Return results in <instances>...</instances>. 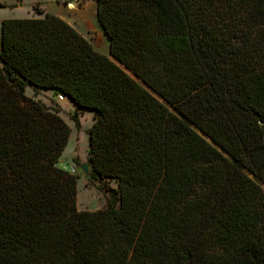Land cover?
Segmentation results:
<instances>
[{"label":"trees","instance_id":"obj_1","mask_svg":"<svg viewBox=\"0 0 264 264\" xmlns=\"http://www.w3.org/2000/svg\"><path fill=\"white\" fill-rule=\"evenodd\" d=\"M95 1L109 55L38 4L2 21L0 264H264V0ZM28 87L94 111L106 206Z\"/></svg>","mask_w":264,"mask_h":264},{"label":"rangeland","instance_id":"obj_2","mask_svg":"<svg viewBox=\"0 0 264 264\" xmlns=\"http://www.w3.org/2000/svg\"><path fill=\"white\" fill-rule=\"evenodd\" d=\"M0 36L1 24L4 19L20 17H36L34 7L48 9L66 20L83 34L93 45L94 49L109 55V41L97 20V3L95 0H79L73 5H68L64 0H0ZM1 42V41H0ZM28 96L36 97L43 102L58 109L59 115L71 128L70 138L65 147L59 166L67 171L75 167L78 175V208L83 210H97L107 204L109 193L100 188V183H108L117 187L114 180H98L91 176H85L80 167L89 163L90 141L89 129L94 122V111L82 109L70 99L59 101L58 95L47 97L43 94H35L31 87L26 90ZM76 114L79 124H77Z\"/></svg>","mask_w":264,"mask_h":264},{"label":"crops","instance_id":"obj_3","mask_svg":"<svg viewBox=\"0 0 264 264\" xmlns=\"http://www.w3.org/2000/svg\"><path fill=\"white\" fill-rule=\"evenodd\" d=\"M41 9H43L45 12H49V13H51L48 9H45V8H41ZM53 14V13H52ZM56 15V14H55ZM42 16H44L43 14H40V13H37V16L36 17H42ZM20 18H24V17H20ZM26 18V17H25ZM0 41H1V36H0ZM0 45H1V42H0ZM32 88V87H31ZM32 90H33V92L35 93V94H43V95H45V96H47V97H51V96H53L54 95V91L53 90H47V89H38L37 91H35L33 88H32ZM67 99V98H66Z\"/></svg>","mask_w":264,"mask_h":264},{"label":"built area","instance_id":"obj_4","mask_svg":"<svg viewBox=\"0 0 264 264\" xmlns=\"http://www.w3.org/2000/svg\"><path fill=\"white\" fill-rule=\"evenodd\" d=\"M65 1V3H68V5H70V4H74L75 2H78L79 0H64ZM58 98H59V101H64L65 99H66V97H65V95H63V94H59L58 95ZM69 171L71 172V173H76V169H75V167H71L70 169H69Z\"/></svg>","mask_w":264,"mask_h":264},{"label":"water","instance_id":"obj_5","mask_svg":"<svg viewBox=\"0 0 264 264\" xmlns=\"http://www.w3.org/2000/svg\"><path fill=\"white\" fill-rule=\"evenodd\" d=\"M80 169L82 170V172L84 173L85 176H91L92 168H91L90 163H86V164L82 165L80 167Z\"/></svg>","mask_w":264,"mask_h":264},{"label":"bare ground","instance_id":"obj_6","mask_svg":"<svg viewBox=\"0 0 264 264\" xmlns=\"http://www.w3.org/2000/svg\"><path fill=\"white\" fill-rule=\"evenodd\" d=\"M71 5H73V3Z\"/></svg>","mask_w":264,"mask_h":264}]
</instances>
